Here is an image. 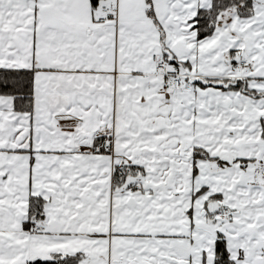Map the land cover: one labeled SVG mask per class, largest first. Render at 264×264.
<instances>
[{
  "label": "snow or ice",
  "instance_id": "obj_1",
  "mask_svg": "<svg viewBox=\"0 0 264 264\" xmlns=\"http://www.w3.org/2000/svg\"><path fill=\"white\" fill-rule=\"evenodd\" d=\"M0 264H264V0H0Z\"/></svg>",
  "mask_w": 264,
  "mask_h": 264
}]
</instances>
